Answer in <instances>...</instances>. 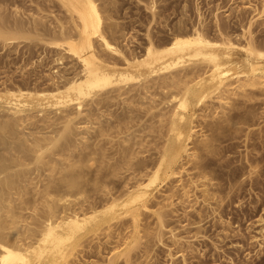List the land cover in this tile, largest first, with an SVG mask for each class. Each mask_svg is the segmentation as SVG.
I'll list each match as a JSON object with an SVG mask.
<instances>
[{"label":"bare ground","instance_id":"1","mask_svg":"<svg viewBox=\"0 0 264 264\" xmlns=\"http://www.w3.org/2000/svg\"><path fill=\"white\" fill-rule=\"evenodd\" d=\"M51 1L68 18L51 26L43 14L10 19L0 7L1 43L41 41L56 51L34 81L0 82V264H75L108 246L105 264H151L155 245L166 248L167 264L179 255L189 264L182 246L192 251V241L171 217L188 215L196 234L206 217H222L235 184L222 194L213 181L228 165L221 151L234 145L221 141L262 116L247 102L264 88L253 17L233 35L215 15L212 33L195 0L198 21L179 19L159 38L150 24L140 41L125 36L116 0ZM146 7L157 24L158 0ZM259 156L247 155L251 169L229 166L227 178L251 176ZM122 239V248L109 245Z\"/></svg>","mask_w":264,"mask_h":264},{"label":"rangeland","instance_id":"2","mask_svg":"<svg viewBox=\"0 0 264 264\" xmlns=\"http://www.w3.org/2000/svg\"><path fill=\"white\" fill-rule=\"evenodd\" d=\"M148 2L149 0H116V4L119 8L117 10L118 13L116 12L115 15L118 20H120L121 25L124 27V31L125 29L127 30L125 31L127 33L125 35L126 37H134L140 41H143L145 38L144 32L146 31L147 26L151 24L152 26H154V35L157 36L156 38H159L160 36L169 34V31L165 26H173L178 22L179 19L186 21L188 25H190V23H192L193 21H198L195 0H158V21L156 20L158 23L155 22L157 24L154 25L153 21V24L151 23L150 10L146 7ZM184 3H187V7L182 9ZM199 3L200 10L203 14V20H207L212 33L215 32L216 27L215 15H217L218 18L220 17L221 24H224L226 30H228V32L232 33L233 35L239 33V31L241 32L242 25H247L249 19L253 17L254 22L252 25V30L255 35L254 38L256 37L255 40L258 43L264 44V10L262 11V16L258 15V11L264 6V0H251V2H247V0H200ZM250 3L252 5H249ZM15 6L16 8H18V11H15ZM0 7L3 14L7 15L6 17L10 19L12 18V16L20 17L22 15L20 18L23 17V19L27 21L34 15H38L39 17L43 14L41 18L43 17V20H47L46 24H50L49 26L55 23V17L60 16L59 18L63 21L67 18L66 12L63 11L64 8L55 3V1L51 0H0ZM262 13H260V15ZM45 15H47L46 18H44ZM65 24H67V22H65ZM158 29H161V33L160 31H157ZM19 44L20 45H18L17 42L11 44H3L2 42L0 44V82L4 81L6 83H10L14 80L13 82L19 83L20 81L23 82L27 79V81H31L32 78L36 79V76L39 73V75L43 76L44 73L48 71V65L52 63L50 62V59L52 58L53 54H55V50L53 51L51 48L45 47V45H43L41 41L31 43L29 41L22 40L19 42ZM41 57L42 62L44 61L43 63H37L38 66H34V63L32 65V61L35 62L36 60L37 62L38 58ZM64 60V64H58L60 70H62V65H70L71 61L69 57L65 58ZM28 67L32 68L29 69ZM21 78L23 79L21 80ZM261 88L262 87L258 88L259 91ZM258 89H256L255 91L256 97L254 96L257 99H252L254 101L248 100L247 102L250 105L255 104L253 105V107L256 113L257 111H260L259 113H261L262 116L255 117V123L251 122L252 124H243L244 130L240 133L239 137L236 136L234 138L221 141L222 144L232 141L234 142V145L226 151H221L224 152L223 155L225 156V158L227 157L226 159L228 160V165L222 166L223 173L219 174L218 177H215L216 179H214L213 181H218L222 185V187L224 188L222 194H225L227 189L229 190V183L231 185L235 184L231 189L234 191H229V195L232 196V201L230 202L231 204L229 203L225 207V210L221 212L222 217H218L216 215H214V217L208 216L200 221L201 223H203L204 227L203 229H201L202 232L199 231L198 234H196L195 224H188V215L183 216V213H180V215H174V218L176 217L177 219L178 217L177 221L174 220L173 217H171L172 220L170 222V225H173L174 223L175 225L179 226V228H177L176 226L175 231L179 235H183L185 239L188 236V238H190L192 241L190 242V247L194 248L192 251L187 250L188 248H186V246H182L185 250H183L184 253L187 251L185 255L186 259L189 261V264H264V233L259 230L264 225V143L261 142L262 140L258 136L260 134H263L262 138H264V112H261L264 111V88H262L260 92H258ZM239 99L242 100L243 97L240 96ZM259 113H257V115ZM245 127L246 129L248 128V130H246ZM244 131H250V133L253 131L252 135L255 139H245V135L243 134ZM252 141L256 142L254 143L255 145L252 144ZM215 142L219 143L217 141ZM252 154L262 156H259L260 159L256 161L258 162V164L255 167H252L253 172L252 174H250L251 176H247L245 173L243 175L239 174L235 176V178H233L232 180L227 178V169L230 167L233 168L241 165L246 167L248 166L247 168H250L246 157L247 155ZM216 162L220 163L221 160L218 159ZM252 178L253 180H257V182H251ZM240 183L241 185L237 187V185ZM192 197L193 196H189L188 199H191ZM189 203L191 202L186 200L185 204L188 205ZM186 209L190 210L191 207L188 206ZM192 217L190 218L192 219ZM145 218L150 219L149 222L153 225V217L150 218L149 216H146ZM145 218H143L142 221H147L145 220ZM260 218H263V220L261 221ZM177 222L179 225L177 224ZM183 225L186 227H183ZM101 235L103 236V234ZM164 235V239L169 241L170 246H174V252L176 251L177 253H179L180 246L178 247V245L171 242V240L168 238V232H166ZM126 236H124L125 240L122 239V241H127L129 239L126 238ZM124 241L122 242V244H120L121 242L117 243L118 245L120 244L119 246L115 243H110L109 245H115L118 248H122L124 246L123 243H125ZM144 241L145 240L142 238L141 242L139 243L142 244V242ZM215 242L218 244H216ZM140 244L137 245L138 247H136L134 244V248L132 250H140V248L142 247ZM144 244L145 243H143L142 245ZM149 244L151 243L149 242ZM182 244L185 245L186 243L184 244L182 242ZM215 244L217 245L216 248ZM154 247L156 249V254L152 256L153 261L151 264H167L168 258L167 256H165L166 248L160 247L159 245H155ZM109 248L110 246L105 249V252L102 255L99 254V256L96 250L92 248L90 251L85 252L81 260H75V264H84V262L86 261V264H105L106 252H108L106 250H108ZM157 255L159 256V258ZM180 258V255L176 256L175 258V261H177L178 264H182ZM134 263L139 264L138 262Z\"/></svg>","mask_w":264,"mask_h":264}]
</instances>
